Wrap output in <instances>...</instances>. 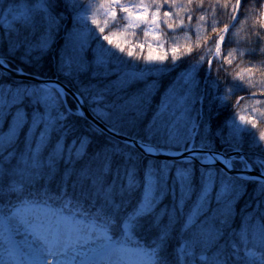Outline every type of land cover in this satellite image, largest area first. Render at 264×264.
<instances>
[{
    "label": "snow or ice",
    "instance_id": "6c2138e0",
    "mask_svg": "<svg viewBox=\"0 0 264 264\" xmlns=\"http://www.w3.org/2000/svg\"><path fill=\"white\" fill-rule=\"evenodd\" d=\"M242 3L0 0V264H264V60L222 83L161 31L187 40L195 10L196 47L207 19L219 58ZM251 23L226 65L264 55V0ZM236 91L251 114L224 115Z\"/></svg>",
    "mask_w": 264,
    "mask_h": 264
},
{
    "label": "trees",
    "instance_id": "16d2710c",
    "mask_svg": "<svg viewBox=\"0 0 264 264\" xmlns=\"http://www.w3.org/2000/svg\"><path fill=\"white\" fill-rule=\"evenodd\" d=\"M78 2L81 4H85L88 2V0H78ZM127 2L133 3L135 2V0H127ZM207 2L208 0H205V3ZM250 4H253L256 6L252 8L251 11H249L248 8L245 7L246 5H250ZM258 6H259V0H243V3L237 9L239 13V18L236 19V23L232 25L231 28L226 29V36H227L231 34L234 29L239 28L240 29L239 35L241 36V39L238 42V44H235V45L229 44L222 40L221 56L219 58H217L213 52H209L205 48V45H207L208 48L210 49L215 43L213 39V37L215 36V33L211 32L210 21L207 19L201 22L203 34L200 37V46L196 47L197 33L195 29L191 27L196 22L195 21V15H196L195 10H193L192 12L191 19H189L187 16L184 17L185 22L189 24L187 40L182 36V33L185 30L183 25L177 26V28L174 31L165 30L163 27H161V31L166 32L167 37L171 38V39H168V38L165 39V42H164L165 48H167V45L169 42L173 44H181V43L190 44L191 45L190 52L184 53L183 49L178 50L179 59L184 60V61H191L203 55L204 60L201 63L203 64L204 67H207L209 64L207 60V56L212 55L213 59L211 61V68H212L213 76H215L222 83L225 81V79H227V81L229 82L242 83V81H240L239 78L234 76V73L236 71H239L243 67H247L248 66L247 62L249 60H256V61L264 60V55L257 52L255 56L244 55L243 57H241L239 53H234L235 59L230 61L227 65L225 64L223 55L226 54L227 49L229 47H234V46L238 48L250 47L248 40L250 36V29L252 28L251 18H255V16L257 15ZM208 11L215 13L217 27H219L220 24H223V23H230L226 15V9H224L223 7L217 6V8L215 9H213L212 7H209ZM201 13L203 14V9L201 10ZM246 15L250 18L245 19ZM241 19L244 20L243 25L240 24ZM120 23L122 24L123 21L121 20ZM258 27L259 26L257 25V28ZM108 30L115 32L117 30V26L114 24ZM204 37H207V39H205ZM132 39L133 40L139 39L145 42V50L147 49V39L148 38L144 37L142 29L134 30ZM232 40L236 41L235 35L232 36ZM255 47L257 49L259 48V42L255 45ZM137 52H140V56H139V60H137L136 62L137 63L142 62L143 53L141 52L140 49H134L133 57H127V59H129L130 61L133 60ZM170 61H171V53H168L164 63H169ZM167 80H168L167 76H163L157 79L158 87L156 88L155 92L153 93L151 97L152 105H155L159 102L160 94L163 91L164 84L167 83ZM133 87H136V86H133ZM225 87H227V85H225ZM221 90L223 91V89ZM245 91L248 92V91H254V90L246 87ZM237 96L241 97V100L238 103L236 102ZM253 98L257 100H261V99H264V96H261L259 93H256V95ZM245 105H247V108L245 107ZM251 107L252 105H251V100L249 99V97L244 92L236 91L231 96L228 97V108L226 112L224 113V115L230 114L234 118L236 109H240L242 114L244 115H249L251 114L250 112ZM262 128H264V120H258L257 127L253 129V131L254 133H258ZM236 209H237V212H239V209H240L239 203L236 205Z\"/></svg>",
    "mask_w": 264,
    "mask_h": 264
}]
</instances>
